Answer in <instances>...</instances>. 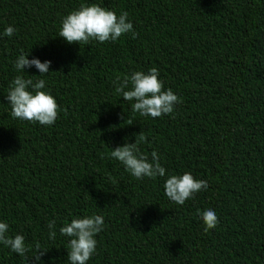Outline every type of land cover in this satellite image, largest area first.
<instances>
[{
    "label": "trees",
    "instance_id": "obj_1",
    "mask_svg": "<svg viewBox=\"0 0 264 264\" xmlns=\"http://www.w3.org/2000/svg\"><path fill=\"white\" fill-rule=\"evenodd\" d=\"M91 4L127 12L138 35L68 44L63 18ZM21 51L51 73L18 72ZM152 67L182 100L172 115L142 117L114 90ZM18 75L46 81L53 125L11 116ZM140 132L165 177L138 180L111 157ZM184 172L208 189L177 205L164 183ZM206 209L219 220L207 232ZM93 214L105 227L87 264H264V0H0V222L32 249L26 260L0 244V264H34L37 244L43 264H69L59 229Z\"/></svg>",
    "mask_w": 264,
    "mask_h": 264
},
{
    "label": "clouds",
    "instance_id": "obj_2",
    "mask_svg": "<svg viewBox=\"0 0 264 264\" xmlns=\"http://www.w3.org/2000/svg\"><path fill=\"white\" fill-rule=\"evenodd\" d=\"M16 32L13 26L4 30L3 35L11 37ZM126 33L136 37L138 33L133 30V24L128 21V13L122 12L119 16L105 7L97 4L81 5L77 10L71 11L61 22L59 37L68 44H89L90 40L100 43L115 42ZM28 53L21 51L14 62L18 72H24L26 67L34 66L44 76L49 72L50 61L41 62L37 58L27 59ZM32 77V76H29ZM115 92L124 101H131L132 111L140 116L158 118L162 115H172L177 104L182 100L169 88L164 89L163 82L159 79V70L150 68L146 73L135 71L131 76H117L113 80ZM46 81L36 80L23 76H16L12 81L6 99L11 106V116L21 121L39 123L42 126H51L58 118L59 105L55 98L44 91ZM132 122L129 121L128 125ZM147 142L143 133L137 134L133 143H124L112 149L111 157L119 161L133 177L156 179L166 176V169L160 163V156L152 151L150 158L140 151L138 145ZM208 183L198 180L190 172L182 175H168L164 183V193L167 198L177 205H184L194 194L207 190ZM104 216L93 214L82 218H74L70 223L59 229L62 236L69 237L67 258L69 264H87L96 252L97 240L95 237L105 227ZM201 219L205 225L204 231L215 229L219 220L213 209H206L201 213ZM49 239L56 238L55 221H50ZM9 225L0 222V244L8 247L28 260L27 253L32 250L26 244L25 237L17 234L14 237L8 234ZM46 251L37 244L35 254L32 256L34 264H43L42 256Z\"/></svg>",
    "mask_w": 264,
    "mask_h": 264
}]
</instances>
